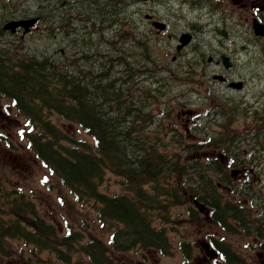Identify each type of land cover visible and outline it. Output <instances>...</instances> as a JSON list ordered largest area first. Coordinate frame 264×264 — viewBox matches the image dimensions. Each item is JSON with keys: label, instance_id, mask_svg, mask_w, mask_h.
Returning <instances> with one entry per match:
<instances>
[{"label": "trees", "instance_id": "1", "mask_svg": "<svg viewBox=\"0 0 264 264\" xmlns=\"http://www.w3.org/2000/svg\"><path fill=\"white\" fill-rule=\"evenodd\" d=\"M61 1L52 5L47 19L52 31L57 25L63 29L64 56L57 52L59 57L53 56L56 53L44 57L28 50L8 57L10 45L0 55V91L13 98L28 118L33 132L25 138L34 155L76 202L92 206L98 222L111 230V241L106 246L90 230L85 229L93 235L87 238L83 230L69 225L62 233L24 193L0 187V257L14 254L19 264H51L44 255L61 264H72L74 257L77 264H117L124 254L116 253L135 248L168 254L172 244L163 225L170 224L172 208L183 205L187 207L184 218L192 223L203 221L195 201L204 203L210 218L231 231L228 220L236 218V209L217 196L209 175L215 165L205 166L195 155L200 143L187 145L183 132L170 129L168 140L176 149L167 152L159 147L168 142L158 134L167 126L151 98L158 96L151 92L146 77L145 81L138 77L150 74L147 60L152 54L138 49L142 43L134 33L122 31L120 0L79 5ZM74 13L87 17L92 25H74ZM92 39L101 40L105 50L97 42L92 45ZM45 110L83 127L94 143L69 135L44 115ZM108 172L119 180L121 192L109 194L100 189ZM177 176L182 177L180 182ZM241 215L246 217L243 211ZM157 218L165 221L163 225L154 224ZM12 240L23 244L15 249ZM213 242L224 264H248L229 244ZM180 247L189 258L190 243L182 241Z\"/></svg>", "mask_w": 264, "mask_h": 264}, {"label": "flooded vegetation", "instance_id": "2", "mask_svg": "<svg viewBox=\"0 0 264 264\" xmlns=\"http://www.w3.org/2000/svg\"><path fill=\"white\" fill-rule=\"evenodd\" d=\"M135 15L138 31L168 49L172 67L202 82L203 119L233 120L235 204L258 206L263 220L264 181L253 176L264 167V0H136ZM183 34L190 44L182 48Z\"/></svg>", "mask_w": 264, "mask_h": 264}, {"label": "rangeland", "instance_id": "3", "mask_svg": "<svg viewBox=\"0 0 264 264\" xmlns=\"http://www.w3.org/2000/svg\"><path fill=\"white\" fill-rule=\"evenodd\" d=\"M1 1L2 0H0V2ZM84 2H86V0H84ZM35 3H38V1L16 0L13 4L15 6L12 8V11H18V9L23 8V6L29 7ZM40 3L45 7H48L50 4L52 5V0H41ZM144 6L145 4H143V7ZM132 8L135 10V5ZM6 13L9 12L7 11L3 14ZM26 14L28 13L23 15ZM8 17L9 16L1 18L0 27H2L4 23L3 21ZM71 17H73L74 25L79 27L91 24V21H89L87 17L80 18L77 13L72 14ZM124 17L125 16H122V18ZM12 18L15 17L12 16ZM44 29L49 33L51 27L44 19H41L32 33L26 37L28 47L32 51L38 53L46 52L47 55L55 54L60 51L59 48L62 46V41L57 44L50 43L48 48L46 40L48 36L45 38L42 33L44 32ZM62 36L63 35L61 34L57 37ZM3 42L4 41L0 40V48L4 45ZM104 47L105 45L103 43L99 48L100 50H105ZM191 51L192 49H189V52ZM191 56L189 58H191ZM169 68L174 69L172 66H169ZM149 71L151 72V80L148 81V84L152 88L151 92L155 96H158V98H155L154 96L151 98L156 105L155 110H158V108L162 110L159 117H161L162 123L167 126L164 131L158 133L159 137L161 139L167 138L168 140V132L170 129L172 132L175 130L174 119L177 121L182 119L183 121L178 124L177 127L185 131V128L190 125L191 134L188 136V139H191V137L194 138L192 134L195 132L199 133L203 128L202 124L198 129H195L196 126L194 125V120L203 122V97L199 96V93H196L197 90L202 89V86L199 87L200 89L197 88L196 84L191 85L190 88H180L181 85H179V83L181 81H179L178 84H174L171 78H169L167 71L161 72L156 69H150ZM145 86L148 87L147 85ZM156 88H159V91H157ZM3 106L5 107V112L3 111ZM0 109L2 110L0 111V183L3 182L6 190L14 189L25 193L27 197H31L32 200H34V203L37 204L42 216L53 221L61 231L64 229L66 223H70L74 229H82L83 231H85V229L90 230L94 235L102 238L107 244L109 232L99 226L96 221V216H94L96 225L94 224L92 214V211L94 210L87 208L85 204H77L73 200L72 195L69 194L64 187L59 185L57 179L41 165L31 150L27 147L23 138L25 137V133L29 131V127L25 120L18 114L17 108L13 106L8 98L0 96ZM162 112L167 114L163 116ZM51 117L52 120L61 126L69 135H72L75 138L88 140L89 143L92 142V138L87 135L84 129L80 126L63 121L56 115H52ZM192 125H194V127H192ZM210 125L213 126V129L210 131L212 133L216 132V129L218 128L216 121L212 120ZM155 133L156 131H154V134ZM164 133L166 134V137ZM154 134H148V136L152 137ZM194 139L190 140L187 145L197 143V140ZM204 145L205 146H201L203 149L206 145H210V143L205 142ZM159 147L167 148V152H173L174 149H176L174 143H170L169 140ZM253 177L255 181L260 179V181H257L258 183H260L262 179L264 181V167H262L258 173L254 174ZM228 187L227 190L226 188H223L222 192L226 193V197L233 202L234 192L231 190L234 189V181L232 176L230 177ZM100 188L107 193L121 191L119 180H117V178L110 172L106 174ZM68 204L71 205L69 209ZM247 208L251 209L250 206H247ZM176 210H179L181 215L183 213V208L173 210L171 214L172 220L175 219L173 218V215ZM162 221L163 220L160 218H157L156 223L161 224ZM171 225L176 227L172 229L171 226L168 225V228L170 229L169 235L173 245V252L171 254L163 255L154 250L135 249L125 253H118V256L124 254L118 264H183L184 261H186L184 264H206L207 261L204 258H206L207 252L202 248L201 243L210 239V237L228 241L250 264H264V254L261 252L262 250L258 248V245L253 244L251 234L247 235L245 231L241 232V237L239 235H232L229 232H225V234L222 229H219L213 222L206 219L204 215L203 221L199 223L194 224L188 220L180 218L173 221ZM183 239L192 241L194 245L192 258L186 259L179 247V243L180 241H183ZM13 245L14 247L17 246L15 242ZM44 257L51 264H59L57 260L49 255H44ZM0 264L19 263L14 258L8 259L7 261L0 258Z\"/></svg>", "mask_w": 264, "mask_h": 264}, {"label": "water", "instance_id": "4", "mask_svg": "<svg viewBox=\"0 0 264 264\" xmlns=\"http://www.w3.org/2000/svg\"><path fill=\"white\" fill-rule=\"evenodd\" d=\"M36 21H37V18L31 19V20H23V21H12V22L8 23L5 28H11L12 30H14L15 27H17L19 25H23L26 28V30H28L29 27L32 26ZM203 246H205V245H203ZM205 248H207V246H205ZM210 256H211V254H210Z\"/></svg>", "mask_w": 264, "mask_h": 264}]
</instances>
